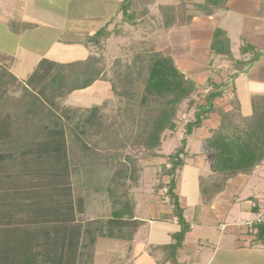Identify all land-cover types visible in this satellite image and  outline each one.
Masks as SVG:
<instances>
[{
  "label": "rangeland",
  "instance_id": "obj_1",
  "mask_svg": "<svg viewBox=\"0 0 264 264\" xmlns=\"http://www.w3.org/2000/svg\"><path fill=\"white\" fill-rule=\"evenodd\" d=\"M59 1L68 2L66 12L57 9L51 15L43 16L48 7L41 5L36 9L38 16L27 33L30 36L24 38L25 48H45L43 58L60 64L90 61L94 74L100 71L98 79L86 88L63 96L49 91V101L44 100V104L37 102L40 105L37 119L28 114L29 109L39 88L50 79L49 75L42 72L37 78L41 81L37 87L28 85V79L34 75L38 65L28 70L30 63L22 59L21 54L18 67L21 66L23 72L28 71L15 72L19 74L17 78L11 72L14 71L12 57H0V130L7 132L13 140L21 129L23 134H30L27 129L37 121L42 126H63L72 173L73 201L77 203L79 198L84 199L85 210L76 213L77 220L87 226L91 220H101L98 224L107 231L114 209L128 202L135 207L142 193L153 190L154 184L157 189L159 181L168 178L160 175L162 167L167 163L168 155L182 145L184 138L187 139L186 150L189 148L192 135L187 134L185 125L195 120L198 106L206 103L201 97L203 92H200L198 77L193 76L196 73H186L176 62L178 40L183 35L177 28L191 16L188 9L192 8L164 5L163 0H133L129 12H136L135 21H128L121 11L124 0ZM115 11L117 14L112 15ZM102 27H106L110 35L103 37L100 44L88 39ZM0 36L10 51L16 49L17 39L7 38L4 32ZM161 56L172 58L175 69L186 79L184 83L190 82L192 91L176 106L177 129L164 131L161 146L149 151L143 143L144 137L152 129L151 121L161 110L160 104L165 98L147 97L145 85L152 60ZM77 67L82 68L83 65ZM88 76L89 72H86L83 78ZM233 98L229 102L232 112L236 107L241 108L240 102L233 104ZM219 104L214 101L215 112L222 114ZM232 115L235 122L241 123V115ZM27 116L31 117L30 120ZM6 146L1 140L0 151ZM176 175L177 183L181 177L178 189L182 188L183 194L191 191L196 171L190 168L186 172L183 170L181 175L177 171ZM92 228H95L94 224ZM125 228L114 231L124 232ZM125 231L128 233L130 230L126 228ZM88 241L89 237L83 236L82 242ZM81 250L85 256H94L95 245Z\"/></svg>",
  "mask_w": 264,
  "mask_h": 264
},
{
  "label": "crops",
  "instance_id": "obj_2",
  "mask_svg": "<svg viewBox=\"0 0 264 264\" xmlns=\"http://www.w3.org/2000/svg\"><path fill=\"white\" fill-rule=\"evenodd\" d=\"M67 3L0 0V34L17 39L16 49L10 51L0 36V57H12L14 71H10L17 78L23 72L18 67L21 54L32 70L46 53L45 48H25L24 38L30 36L27 33L38 16L36 9L48 7L43 12L46 16L57 9L66 12ZM162 3L192 8L188 9L191 16L177 28L183 35L181 39L176 35L180 39L176 62L186 73H196L192 74L199 78L201 97L205 100L213 85H218L222 95L214 101L221 109L231 110L229 102L236 96L240 114H253L254 100L264 97V0H226L217 6L209 0ZM217 28L224 31L222 37L228 42L223 52L212 48ZM219 117L217 111L212 112L205 125L192 132L187 149L190 155L179 169L180 175L190 168L196 171L191 191L183 194L182 188L178 189L181 177L175 190L190 224L182 243L173 252L166 248L176 242L173 234L182 229L177 218H166L172 209L159 185L169 182L168 176L159 181L157 189L154 184L153 190H144L137 199L133 207V221H139L136 228L128 225L130 231L126 233L125 228L121 238H98L92 264H264V242L258 241L255 224L259 209L264 207V160L250 174L226 179L213 172L214 154L205 151L203 144L219 129Z\"/></svg>",
  "mask_w": 264,
  "mask_h": 264
},
{
  "label": "trees",
  "instance_id": "obj_3",
  "mask_svg": "<svg viewBox=\"0 0 264 264\" xmlns=\"http://www.w3.org/2000/svg\"><path fill=\"white\" fill-rule=\"evenodd\" d=\"M132 1L124 0L121 6L124 19L128 21H135L136 12H129ZM209 1L217 6L226 0ZM223 34L221 28L214 32L213 50H226L228 42L223 39ZM109 35L107 28L102 27L88 39L100 44L101 39ZM60 63L44 58L34 75L28 79V85L35 84L37 87L41 82L37 78L42 72L50 77L37 91L38 95L34 97L29 115L33 114V117L39 119L40 105L37 102L44 104V100L49 101V91H55L61 96L67 95L90 86L100 74V71L97 75L94 74L90 61L73 62L70 65ZM79 64L83 67H77ZM86 72H89V76L83 78ZM183 80L186 79L175 69L171 57L161 56L152 60L145 85L146 95L159 100L165 98V101H161V110L153 117L152 129L144 137L143 143L149 151L161 146L164 131L177 129L176 106L192 91L190 82L184 83ZM221 95L219 86L213 85L206 96V103L198 106L195 120L185 125L187 134L191 135L195 128L203 126V121L216 110L214 100ZM51 98L53 101L52 96ZM233 104H238L236 96ZM253 108L254 112L249 116H242L237 107L233 112L219 109L222 113L219 117L221 127L212 138L204 141V150L214 154L213 172L223 174L226 179L240 173L250 174L264 160V97L256 98ZM95 110L98 111L99 108L96 107ZM232 113L242 116L241 123L233 120ZM47 117L50 118L51 115ZM30 118L27 116V119ZM27 132L30 134H23L21 129L17 138L11 140L7 132L0 130V141L4 140V144H7L0 151V264H87L88 261L92 264L93 254L85 256L82 247H93L99 235L121 238L123 232L118 230L115 233L117 228L122 229L130 224L136 228L139 221H133V207L128 202L114 209L108 220L107 231L98 224L101 220H91L88 226L79 222L76 213L84 212V199L79 198L77 203L73 201L72 173L64 127L42 126L37 121ZM186 144L187 139L184 138L177 151L168 155L160 174L170 178L169 182L159 185L167 189L165 196L171 200L172 211L166 218H177L182 226L179 232L173 234L176 242L166 245L172 252V249L182 243L190 228L184 217L179 195L175 191L177 171L183 168L189 157ZM93 224L95 228H92ZM256 228L258 241L264 242V222L257 223ZM83 236H88L89 241L82 242Z\"/></svg>",
  "mask_w": 264,
  "mask_h": 264
},
{
  "label": "built area",
  "instance_id": "obj_4",
  "mask_svg": "<svg viewBox=\"0 0 264 264\" xmlns=\"http://www.w3.org/2000/svg\"><path fill=\"white\" fill-rule=\"evenodd\" d=\"M165 192H167V189H165ZM166 201L169 202L170 198L167 196L166 197ZM264 222V207L260 208L258 213H257V217L255 219V224L256 223H262Z\"/></svg>",
  "mask_w": 264,
  "mask_h": 264
},
{
  "label": "clouds",
  "instance_id": "obj_5",
  "mask_svg": "<svg viewBox=\"0 0 264 264\" xmlns=\"http://www.w3.org/2000/svg\"><path fill=\"white\" fill-rule=\"evenodd\" d=\"M165 189H166V188H164V191H163L164 195L166 194ZM166 197H167V196H166ZM168 203L171 204V200H170ZM256 224H257V223H256Z\"/></svg>",
  "mask_w": 264,
  "mask_h": 264
}]
</instances>
